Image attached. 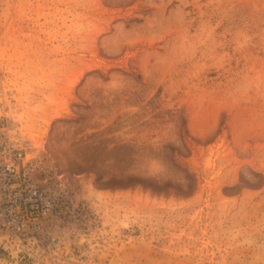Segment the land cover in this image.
<instances>
[{
	"label": "rangeland",
	"instance_id": "rangeland-1",
	"mask_svg": "<svg viewBox=\"0 0 264 264\" xmlns=\"http://www.w3.org/2000/svg\"><path fill=\"white\" fill-rule=\"evenodd\" d=\"M0 85L85 264H264V0H0Z\"/></svg>",
	"mask_w": 264,
	"mask_h": 264
},
{
	"label": "built area",
	"instance_id": "built-area-1",
	"mask_svg": "<svg viewBox=\"0 0 264 264\" xmlns=\"http://www.w3.org/2000/svg\"><path fill=\"white\" fill-rule=\"evenodd\" d=\"M14 91L0 85V246L16 264H85L83 247L103 227L97 203L57 177L18 118Z\"/></svg>",
	"mask_w": 264,
	"mask_h": 264
},
{
	"label": "bare ground",
	"instance_id": "bare-ground-1",
	"mask_svg": "<svg viewBox=\"0 0 264 264\" xmlns=\"http://www.w3.org/2000/svg\"><path fill=\"white\" fill-rule=\"evenodd\" d=\"M73 243L79 247L83 245V239L81 237H77L74 239Z\"/></svg>",
	"mask_w": 264,
	"mask_h": 264
}]
</instances>
